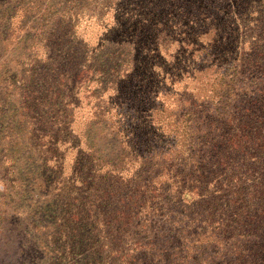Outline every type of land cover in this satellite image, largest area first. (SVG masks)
Here are the masks:
<instances>
[{
	"label": "trees",
	"instance_id": "trees-1",
	"mask_svg": "<svg viewBox=\"0 0 264 264\" xmlns=\"http://www.w3.org/2000/svg\"><path fill=\"white\" fill-rule=\"evenodd\" d=\"M45 1L0 0V264H264V0Z\"/></svg>",
	"mask_w": 264,
	"mask_h": 264
},
{
	"label": "rangeland",
	"instance_id": "rangeland-1",
	"mask_svg": "<svg viewBox=\"0 0 264 264\" xmlns=\"http://www.w3.org/2000/svg\"><path fill=\"white\" fill-rule=\"evenodd\" d=\"M33 1H35V2H42V3H45L46 1L45 0H33ZM45 18H43V17H41L39 20H44Z\"/></svg>",
	"mask_w": 264,
	"mask_h": 264
}]
</instances>
